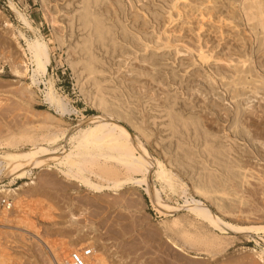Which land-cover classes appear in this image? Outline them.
<instances>
[{
    "label": "rangeland",
    "instance_id": "rangeland-1",
    "mask_svg": "<svg viewBox=\"0 0 264 264\" xmlns=\"http://www.w3.org/2000/svg\"><path fill=\"white\" fill-rule=\"evenodd\" d=\"M254 1L0 0V147L17 139L13 148L28 151V137L69 135L105 112L181 187L164 191L151 172V187L176 210L170 217L158 213L145 186L93 193L50 168L58 157L45 160L24 180H0L20 190L9 213L0 201V264H68L86 248L94 255L87 264H264V234L234 229L264 226V20L252 19ZM20 34L49 46L51 64L38 86ZM50 83L67 103L64 118L45 101ZM58 144L63 154L73 145L65 135ZM117 168L112 179L124 180ZM208 180L227 196L194 192ZM191 197L230 234L188 213Z\"/></svg>",
    "mask_w": 264,
    "mask_h": 264
},
{
    "label": "bare ground",
    "instance_id": "bare-ground-1",
    "mask_svg": "<svg viewBox=\"0 0 264 264\" xmlns=\"http://www.w3.org/2000/svg\"><path fill=\"white\" fill-rule=\"evenodd\" d=\"M248 2H250V1H248ZM253 3L254 4L253 5H250V6L246 3L249 6L247 9H249V13H250L252 19L257 18V20H259V23H260V22H262L264 20V11H263L264 9L261 6L262 5L261 4L262 2H261V0L260 1L259 0H255ZM246 11H247L246 13L248 15L249 14L248 13V10H246ZM91 15H93V14H91ZM250 15L247 16V17L249 18ZM22 21H23V23L26 26H28V23L25 21V19H22ZM255 24H256V22H255ZM92 28L94 30L95 27H92ZM20 36H21V38H23L25 40V44H26V47H27V53H29L28 55H30L31 64L34 67L33 70H32V75H31L32 86L33 85L34 86H38V84H39V78L40 77L42 78V77H44L47 74L48 67L51 64V58H50V53H49V46L47 45V43L44 41L43 38H40V37L37 38L36 37L35 40H27V39L24 38V36L22 34H20ZM101 37H104V36H101ZM104 41H105V39H104ZM203 58H204V56H203ZM26 71H27V69H26ZM17 74H19V73L17 72ZM19 75H21V74H19ZM91 76H93V75H91ZM50 85H51V87H47L46 88L47 91H46V94H45V101L50 105L51 108L54 109V111L56 112V114L60 118H64L66 116V114H69V110H68V107L66 105L67 103L63 102L62 98L55 92V90L53 88V83H50ZM259 85H261V84H259ZM257 87H258V85H257ZM253 88H255V87L253 86ZM97 101L99 103V106H102V105L105 104V102L102 99H100V98ZM111 102H112V100H111ZM104 106H106V105H104ZM104 110L106 111L107 109L105 108ZM104 110H102V111H104ZM106 115L107 114L104 112V114L102 116H100L98 118H94L91 121H89L88 123H86L85 124V126L87 127L86 129H82V125H81V127L79 125L78 126V129L76 128V131L70 133L69 135H66L63 132H62L63 134L62 133L59 134V135H63V136L65 135V139H67L71 143H73L71 149L69 151H67V153H64V154L63 153H59V151H58L59 135L58 134H53L54 132L51 133V134H48V135L41 136L40 139H37V138L35 139L33 137L32 138H29L28 137V142L31 143L29 145V148L27 147L28 148V151H24V150H21V149H17L16 150L17 145H19V144H17L15 146V148H13V147H14V144H16L15 141L17 139L15 141H10V140H12V139H10L9 141H7L8 144L6 143L9 147L7 145H3V147H0V180H2L4 178L5 179L6 178H8V179L9 178H12V181H14L15 179L24 180V179H26V177L28 175L31 174V171L34 169V167L36 165L43 164V162L45 160H52V159L58 157L56 163L53 166H51L50 168L57 167L58 170H59V172L61 174H63V176H66L68 178V181L70 180V181L76 182V183H78V185L79 184L82 185L83 187H85L86 189H88L89 191H91L93 193H102V192H104L106 190L120 191L121 188H123L124 186H127V185H131V186H135V187L145 186L146 189L144 191L151 198L152 203L154 204V207L157 208L158 213L161 214V215L168 214V215H170V217H173V213L176 212L175 208L172 207V206H170L169 204H167V201L168 200L165 201L161 197V192L157 188L154 189V187L153 188L151 187V184H150V180L149 179H150L151 172H153V170L156 169V172L153 175L159 181V183L162 185V189L164 190L165 187H167L169 189V191L173 192V194H174V193L177 192V190H179L181 188V187L179 188L180 185H178V183L176 182L175 176L172 173L167 172V170H165L166 168H164L163 165L160 162L156 161V164H153L149 153L142 146L136 144L135 141H133L131 139V137L123 129H121V128L118 127L117 123H114L111 120H107L108 119L107 118L108 115L107 116ZM192 131H195V130H192ZM186 132H187V130H186ZM196 133H197V131H196ZM23 137H25V136H23ZM23 139H25V138H23ZM29 139H31V141ZM13 142H15V143L13 144ZM207 145H209V144H207ZM212 145L214 146V144H212ZM4 146H7V147H4ZM179 148H181V147H179ZM203 150H204V148H203ZM211 150H210V152H211ZM191 151H193V150H191ZM216 151H217V149H216ZM220 151H222V150H220ZM217 153H215V154H217ZM225 155H226V153H225ZM213 156H216V155H213ZM188 157H189V155H188ZM195 157L196 156H194V158ZM198 159H199V157H198ZM210 160H211V158H210ZM230 161H231V159L229 160V163H232ZM206 163L207 162H205V164ZM229 165H231V164H229ZM117 166L119 168H123L125 170V172L127 174V177L124 178V180H122V179L121 180L112 179V178L116 177L117 172H119V171H117V169H118ZM96 170H99V173ZM200 170H201V167H200ZM232 170H234V169H232ZM220 172L222 173V171H220ZM196 173H198V172H196ZM213 173H215V172H213ZM88 174L94 175L97 179H99L100 181H103L104 184L93 182L92 180L89 179ZM211 176L209 178H212ZM66 177H65V179H67ZM123 177H124V175H123ZM136 177L137 178L138 177H141V179H137ZM228 179H229V177H228ZM197 183H198V181H197ZM182 187H183V185H182ZM194 189H195L194 192H196L200 196H203L204 199L205 198L206 199H209L214 194L221 195V196H227V192L225 191V189H214V188H212L211 185H210V181L209 182L206 181V183L204 182L203 184L196 186ZM182 193L183 194L185 193L184 190H182ZM176 194H178V192ZM19 195H20V190L17 189V188H14L13 185H11V186L10 185H1L0 186V197H2V198H0V200L7 199L9 201L8 204L11 205L12 207L14 206L13 202L16 200V198L19 197ZM180 198H181V196H180ZM184 203H185L184 206H183L184 209H186L188 211V213H190L191 215H193L194 218H196L199 222H202L203 225H205L208 228L212 229L213 230L212 232L216 231V232L221 233L222 235L230 234V231H229L230 229H227V225L223 224V222H221L220 220H218L211 213V211L209 209H207V207L201 201H198V200L194 199L193 197H191L189 199L186 198V200H185ZM150 204H151V201H150ZM177 208H182V207L177 206ZM5 211L7 212L8 210L5 208ZM5 211H4V213H6ZM8 213H9V211H8ZM175 219H177V218H175ZM178 219H180V217ZM181 219H183V218H181ZM194 221H195V219H194ZM183 222H184V220H183ZM186 222H188V221H186ZM179 223H180L179 220H172V224L173 225H176L177 226ZM188 223H191L192 224V222H188ZM183 225L185 226V224H183ZM198 225L200 226L201 223H199ZM179 226H181V225L179 224ZM179 226H177V228ZM200 227H203V226L201 225ZM184 228H183V230L185 232L186 229H184ZM228 228H229V226H228ZM166 229H167V227H166ZM234 229L237 232H243V233H246V234H249V233H254V234H257V235H259V233H263L264 234V226H251V227L235 226ZM206 230H208V229H206ZM168 231H170V230H168ZM208 231L210 232V230H208ZM208 231H207V233H208ZM175 232H177V231H175ZM184 232H183V234H184ZM195 232H196L195 230L193 232L191 231V233H195ZM203 232L204 231H202L201 234ZM177 233H179V234L181 233L182 234V232H177ZM211 234L209 236H211ZM207 236H208V234H207ZM214 236H216V235H213L212 238ZM178 238H180V235H179ZM196 238H198V237H196ZM212 238L210 237V239H209V237H208V239H209L208 241H210L211 243H213V241H211ZM217 238H218V236H217ZM189 239H190V236H189ZM194 239L195 238H193V240ZM198 239L199 240H203V238L202 237L200 238V236H199ZM205 239H207V238H205ZM262 239L264 241V238H262ZM169 240L172 243V247L175 248L177 251H182L183 250L181 248V245L178 244L176 241H174L173 238L169 237ZM181 240H182V237H181ZM193 240L191 242L189 240L190 245H192V242H194L196 244L197 241L195 242ZM218 240H220V239H218ZM223 241H224V239H223ZM223 241H222V243L220 241L219 244L220 245L223 244V245L226 246L227 243L224 244ZM228 241L229 240L227 239V242ZM201 242H203V241H201ZM210 242H209V245L212 246V244H210ZM194 243H193V245H194ZM215 244L217 245L216 247L219 246L217 243H215ZM213 245H214V243H213ZM228 246L229 245H227V247ZM223 248L225 250V247L224 246H223ZM218 250H220V249H218ZM2 251H3V249H2ZM96 254H98V253H96ZM100 260H98V262ZM94 263H96V262H94ZM86 264H87V262H86Z\"/></svg>",
    "mask_w": 264,
    "mask_h": 264
},
{
    "label": "built area",
    "instance_id": "built-area-1",
    "mask_svg": "<svg viewBox=\"0 0 264 264\" xmlns=\"http://www.w3.org/2000/svg\"><path fill=\"white\" fill-rule=\"evenodd\" d=\"M2 202V207L6 208L8 211L12 209L9 205L7 199L0 200ZM93 256V251L91 248H86L82 251L72 252L69 257V264H86L87 259Z\"/></svg>",
    "mask_w": 264,
    "mask_h": 264
}]
</instances>
